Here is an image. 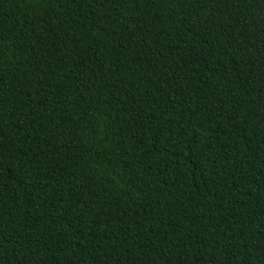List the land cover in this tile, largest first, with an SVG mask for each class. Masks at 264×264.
Instances as JSON below:
<instances>
[{"label":"trees","instance_id":"obj_1","mask_svg":"<svg viewBox=\"0 0 264 264\" xmlns=\"http://www.w3.org/2000/svg\"><path fill=\"white\" fill-rule=\"evenodd\" d=\"M0 264H264V0H0Z\"/></svg>","mask_w":264,"mask_h":264}]
</instances>
